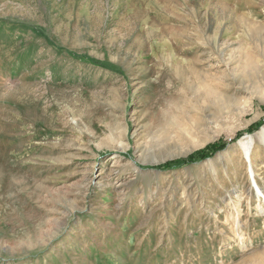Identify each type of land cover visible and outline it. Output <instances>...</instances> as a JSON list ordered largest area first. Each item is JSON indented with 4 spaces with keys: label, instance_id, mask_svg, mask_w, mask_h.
Segmentation results:
<instances>
[{
    "label": "rangeland",
    "instance_id": "1",
    "mask_svg": "<svg viewBox=\"0 0 264 264\" xmlns=\"http://www.w3.org/2000/svg\"><path fill=\"white\" fill-rule=\"evenodd\" d=\"M263 128L264 0H0V264H264Z\"/></svg>",
    "mask_w": 264,
    "mask_h": 264
},
{
    "label": "bare ground",
    "instance_id": "2",
    "mask_svg": "<svg viewBox=\"0 0 264 264\" xmlns=\"http://www.w3.org/2000/svg\"><path fill=\"white\" fill-rule=\"evenodd\" d=\"M257 136H258L257 140H259L260 143H264V128L258 133ZM253 140L254 139H253L252 135H248V140L247 141L244 140V139L239 141V146L243 150V155H245L248 158V160H249V162L251 164H252V161H253L252 160L253 157L250 154V152L252 151ZM250 174L252 176V182L255 185L256 192H257L258 196H263L264 197V187L260 186V184H259V182L257 180L256 175H258V172L255 169V167L253 166V164H252L251 169H250ZM241 203H242L241 196L240 195H236V200H235V203H234V206H235L234 210L236 209L237 211L232 213V215L233 216L235 215V217H233V220L231 221L232 222V227H233V229H236V232H237V230H239L242 227V223H241V220H240V217H239V213L240 212L238 211V210H240L238 208L242 205ZM262 207H264V205ZM221 233L222 234L225 233L224 230H222ZM239 243H240V241H239Z\"/></svg>",
    "mask_w": 264,
    "mask_h": 264
},
{
    "label": "trees",
    "instance_id": "3",
    "mask_svg": "<svg viewBox=\"0 0 264 264\" xmlns=\"http://www.w3.org/2000/svg\"><path fill=\"white\" fill-rule=\"evenodd\" d=\"M98 62H99V61H98ZM99 63H101V62H99ZM210 147L215 148V149H220V148H222L221 145L218 144V143H214V144H212V145H209L208 148H210ZM204 151H205V150H201V151H199L198 153H199V154H203ZM183 161H185V160L183 159ZM169 164H170V163H165L164 165H162V166H160V167H162V168H166V167L169 166Z\"/></svg>",
    "mask_w": 264,
    "mask_h": 264
}]
</instances>
